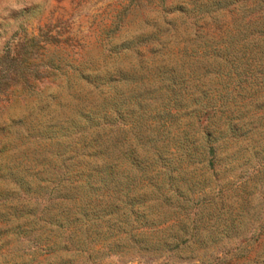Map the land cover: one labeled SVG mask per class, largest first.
<instances>
[{"label": "rangeland", "instance_id": "374dc122", "mask_svg": "<svg viewBox=\"0 0 264 264\" xmlns=\"http://www.w3.org/2000/svg\"><path fill=\"white\" fill-rule=\"evenodd\" d=\"M0 264H264V0H0Z\"/></svg>", "mask_w": 264, "mask_h": 264}, {"label": "trees", "instance_id": "16d2710c", "mask_svg": "<svg viewBox=\"0 0 264 264\" xmlns=\"http://www.w3.org/2000/svg\"><path fill=\"white\" fill-rule=\"evenodd\" d=\"M105 119H108V122L112 123V119H110L109 116L105 115L104 117ZM147 139H150V136L146 137ZM139 141H147L146 139H144V137H142ZM105 171H110L109 169H106ZM113 173V172H112ZM135 201V199H132L130 202L133 204ZM46 209V208H45ZM173 214V213H172ZM163 222H167L170 220V218H172V215H163V217H161Z\"/></svg>", "mask_w": 264, "mask_h": 264}]
</instances>
